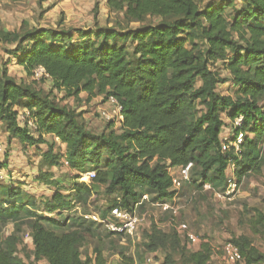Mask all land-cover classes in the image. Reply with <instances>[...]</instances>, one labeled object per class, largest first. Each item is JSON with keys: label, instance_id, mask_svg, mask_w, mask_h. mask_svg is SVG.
Here are the masks:
<instances>
[{"label": "trees", "instance_id": "16d2710c", "mask_svg": "<svg viewBox=\"0 0 264 264\" xmlns=\"http://www.w3.org/2000/svg\"><path fill=\"white\" fill-rule=\"evenodd\" d=\"M241 1L237 8L233 0L205 6L196 0H107L110 13H122L127 22L144 23L152 17L158 21L136 29L95 31V35L90 30H78V44L72 43L68 33L52 32L48 41L44 38L49 32L46 29L1 30L0 42L14 45L11 54L28 75L38 78L35 71L42 67L45 74L40 78L51 79L69 95L85 92L89 99L113 97L122 108L123 121L108 134H96L80 123L73 110L44 96L31 84L18 83L6 66L0 67V121L6 123L10 138L24 144L41 141L44 136L58 138L66 146L71 170L83 171L88 164L98 167L94 184L105 186L110 194L122 195L108 212L116 207L133 210L145 195L139 194L140 188L154 193L149 195L152 201L171 199L174 191L169 167L192 163V170L199 169L201 174L197 187L210 183L217 190L209 174H217L214 181L225 184V190L230 164H235L238 182L247 175L261 174L264 0ZM229 7L234 8L231 18L226 15ZM61 35L62 43L55 45ZM130 41L135 45L133 53L126 46ZM201 42L205 44L203 50ZM217 61L229 62L228 69L238 86L235 97L217 91L220 79L210 68V63ZM26 111L29 117L23 124L20 115ZM223 113H227L235 133L227 141L222 140L228 126ZM238 117H243V124L235 130ZM30 119L35 121V130L28 128ZM239 131L243 132L239 150L230 146L223 151V144L234 141ZM46 153L52 166L62 164L52 148ZM3 168L0 164V171ZM54 181L41 183L53 185ZM73 192L80 199L83 193L92 194L93 187L79 181ZM63 193L66 191L60 189L47 200L49 217L70 205V197ZM22 194L17 186L10 187L9 196L15 203ZM144 207L139 210L143 212ZM257 215V222L264 226V214ZM57 221L48 217L31 220L36 260L107 264L99 248L94 259H83L81 246L89 228H68V222L63 221L62 228H67L58 234L51 229ZM143 234L149 252L167 248L169 242L174 248L180 245L177 232L168 235L153 221ZM18 243L17 233L6 236L0 247V264H25L17 255ZM232 245L245 264H264V252L249 237H234ZM211 257V244L202 241L199 248L188 251L184 264H208ZM121 260L123 264H143L127 255ZM164 264L175 262L167 255Z\"/></svg>", "mask_w": 264, "mask_h": 264}, {"label": "rangeland", "instance_id": "374dc122", "mask_svg": "<svg viewBox=\"0 0 264 264\" xmlns=\"http://www.w3.org/2000/svg\"><path fill=\"white\" fill-rule=\"evenodd\" d=\"M196 1L201 6H205L210 2L220 3L229 0ZM104 2L105 0H0V31L20 30L22 27L46 29L49 32L44 38L48 41H51L52 32H58L70 34L72 43L78 44L80 42L78 30H90L95 35V31L136 29L146 23L158 21L152 17L144 23L127 22L122 13H108ZM233 4L238 8L242 1L233 0ZM233 14L234 8H227V17L231 18ZM62 37L64 35L57 37L54 44H60ZM93 38L97 39V36ZM99 41L95 42L99 43ZM126 46L133 53L134 43L127 42ZM13 48V44L0 42V67L6 66L9 74L18 83L31 84L44 96L73 110L78 114L80 123L96 134H108L120 126L116 107L109 102L108 98L89 99L85 92L79 96L69 95L65 90L58 89L51 79L28 75L24 67L15 62L11 54ZM200 48L203 50L205 44L201 42ZM228 63V61L211 62L210 68L218 74L220 79L217 91L223 96L235 97L238 86L228 69ZM104 113L109 114L111 119H106ZM222 118L228 122L229 128L225 138H229L234 130L230 128L227 113H223ZM0 144L2 146L0 164L5 166L0 177V247L3 246L8 234L17 233L19 237L17 255L25 264H49L47 260L38 261L34 256L30 222L33 218L39 217L58 220L51 226V229L56 230L58 234L67 227L89 228V233L85 234L81 246L82 257L94 259L95 250L99 248L103 251L107 264H123L122 255L131 256L143 264H164L166 256L170 255L175 264H184L188 251L200 246L197 244L188 247V234L211 244L212 257L208 264H245L243 260L240 262L230 260L226 252L227 246L232 244V239L242 235L249 237L252 244L264 252V226L257 222L258 212L264 214V143L261 145V174L247 175L238 182L231 200L217 197L197 187L201 174L199 169L194 168L191 171L190 180L183 182L179 197L174 202L179 208V213L173 216L170 211H163L146 204L143 208V212L148 211L146 224L134 238L110 234L101 223L92 218H105L108 215V209L115 202H119L122 195L110 194L105 186L94 184L91 180L87 184L93 187V193L87 195L83 193L78 199L73 188L79 183L77 179L79 171L68 167L65 157L66 146L61 141L52 136H44L41 141L24 144L16 138H10L6 123L0 121ZM50 148L62 162L61 165H51L46 153ZM98 169L88 164L82 172L95 171L97 174ZM227 175L230 182L236 180L232 168L227 169ZM209 178L211 183L217 184L215 186L218 190H216L223 193L225 184L214 181L217 174L210 173ZM51 179L55 180L53 185L41 183ZM13 185L20 188L23 193L16 199L18 204L9 196L10 187ZM60 189L63 192L66 191L63 193L64 196L70 197V205L63 212L57 211L49 217L46 202ZM138 192L151 197L154 195L146 188H140ZM63 221L68 222L67 227L62 228L60 223ZM152 221L161 224V230L168 235L177 232L180 245L174 248V245L169 242L167 248L157 252L147 251L145 245L147 239L143 233ZM181 223L187 224L188 232L177 231L175 226Z\"/></svg>", "mask_w": 264, "mask_h": 264}, {"label": "built area", "instance_id": "2783aa9c", "mask_svg": "<svg viewBox=\"0 0 264 264\" xmlns=\"http://www.w3.org/2000/svg\"><path fill=\"white\" fill-rule=\"evenodd\" d=\"M36 77H40L41 75L45 74V70L42 67H39L36 69ZM38 77V78H39ZM109 102L116 107V112L118 113L119 122L121 123L123 121V116L121 115L122 108L117 102V100L113 97H110ZM106 119H111V116L107 113L103 114ZM29 117V112L26 111V113H22L20 115L21 122L24 124L26 119ZM28 128L31 130L36 129L35 121L33 119H30L28 122ZM243 124V117H238L234 122V129L237 130V128L241 127ZM235 135V133H232ZM58 139V138H57ZM59 140V139H58ZM243 140V132L239 131L238 134H236V139L232 141L231 143L225 142L223 144V151L227 150L230 146H234L236 151L239 150V145ZM227 141V140H226ZM2 149V146L0 144V151ZM193 168V164L190 163L187 166H181V167H169V172L172 176V188L171 190L174 191V196L171 199L168 200H157L152 201L150 196L145 194L142 199L134 206L133 210L128 209H121V208H113L108 212V215L105 218L100 217H92L95 221H98L101 223L104 228L115 235H126L131 238H134L138 232L140 231L141 227L146 224V218L148 216V211L141 212L139 210L140 206L150 204L153 207L160 208L163 211H170L173 216H176V214L179 213L178 206L174 203L178 197H179V190H181L183 182L190 180V174ZM232 168L235 170V164H230L229 169ZM79 175V181L81 182H89L93 180L96 176L95 171H86V172H78ZM235 176V175H234ZM0 177H2V172L0 171ZM236 178V177H235ZM238 187V180L231 182L228 179V184L226 189L223 193L218 192L210 183H206L203 186V189L205 191H209L213 193L217 197L221 198H228L232 199V196L235 192V190ZM145 221V222H144ZM174 226V222H172ZM160 226V225H159ZM177 231L179 232H188V226L186 223H181L175 226ZM189 236V242L188 247L195 246L197 244H201L203 240L198 238L197 236H194L192 234H188ZM227 257L234 261V262H240L243 260V257L238 250L237 247L234 245H229L226 248Z\"/></svg>", "mask_w": 264, "mask_h": 264}, {"label": "crops", "instance_id": "0c3cea01", "mask_svg": "<svg viewBox=\"0 0 264 264\" xmlns=\"http://www.w3.org/2000/svg\"><path fill=\"white\" fill-rule=\"evenodd\" d=\"M104 4L106 5L105 9H107V10H108V13H110L109 8H108V6H107V0H105ZM224 122H225V124L228 123V122L225 121V120H224ZM228 128H229L228 126L225 127V129H224V131H223V134H222V140H227V138H225V137H226L225 133L227 132V129H228ZM59 141H60V140H59ZM159 225H160L159 227H161V224H159Z\"/></svg>", "mask_w": 264, "mask_h": 264}]
</instances>
